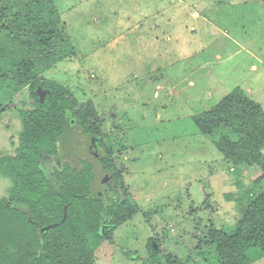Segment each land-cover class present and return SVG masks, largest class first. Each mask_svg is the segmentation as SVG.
I'll return each instance as SVG.
<instances>
[{
	"label": "rangeland",
	"instance_id": "obj_1",
	"mask_svg": "<svg viewBox=\"0 0 264 264\" xmlns=\"http://www.w3.org/2000/svg\"><path fill=\"white\" fill-rule=\"evenodd\" d=\"M11 56L34 59L39 75L105 118L99 139L73 122L59 154L40 162L50 178L64 163H91L95 187L114 196L100 163L112 152L120 196L139 210L103 240L94 264H146L152 240L163 264H219L211 234L264 192L263 170L234 166L194 116L236 87L264 107V0H0V158L15 155L20 111L35 109ZM13 185L0 171V202ZM249 255L264 264L260 248Z\"/></svg>",
	"mask_w": 264,
	"mask_h": 264
},
{
	"label": "trees",
	"instance_id": "obj_2",
	"mask_svg": "<svg viewBox=\"0 0 264 264\" xmlns=\"http://www.w3.org/2000/svg\"><path fill=\"white\" fill-rule=\"evenodd\" d=\"M50 40L43 35L41 45H49ZM10 63L17 81L29 86L35 109L20 111L24 126L15 155L0 158V171L14 180L10 195L0 202V264H94L103 240L113 241L115 228L139 210L128 197L120 196L124 180L112 152L105 151L100 163L113 176L108 186L117 198L95 187L91 163L81 167L64 163L50 178L40 162L59 154V140L73 122L88 137L99 139L105 118L92 101L80 104L69 87L39 75L34 59L11 56ZM39 87L46 90L43 102ZM194 122L234 166L258 165L264 176L260 101L236 87L215 106L196 114ZM211 238L219 264H250L252 248L264 253V192L249 202L236 224L214 230ZM153 242L148 244L146 264H163Z\"/></svg>",
	"mask_w": 264,
	"mask_h": 264
},
{
	"label": "water",
	"instance_id": "obj_3",
	"mask_svg": "<svg viewBox=\"0 0 264 264\" xmlns=\"http://www.w3.org/2000/svg\"><path fill=\"white\" fill-rule=\"evenodd\" d=\"M38 93L40 95L41 101L43 102L44 98L46 96V90H44L43 88L39 87L38 88ZM153 247H154V250L157 251L158 244L155 241L153 242Z\"/></svg>",
	"mask_w": 264,
	"mask_h": 264
},
{
	"label": "flooded vegetation",
	"instance_id": "obj_4",
	"mask_svg": "<svg viewBox=\"0 0 264 264\" xmlns=\"http://www.w3.org/2000/svg\"><path fill=\"white\" fill-rule=\"evenodd\" d=\"M48 157V156H47ZM51 157H54V156H51ZM56 168V167H55ZM54 171H55V169H54ZM107 172V171H106ZM53 174H54V172H53ZM112 181H113V177H112V179H111ZM110 189H112V188H110ZM113 194H114V192H113ZM114 196H115V194H114ZM114 196H110V197H114ZM116 198H117V196H115Z\"/></svg>",
	"mask_w": 264,
	"mask_h": 264
},
{
	"label": "crops",
	"instance_id": "obj_5",
	"mask_svg": "<svg viewBox=\"0 0 264 264\" xmlns=\"http://www.w3.org/2000/svg\"><path fill=\"white\" fill-rule=\"evenodd\" d=\"M217 103H219V102H217ZM214 106H215V105H214ZM212 107H213V106H212ZM209 109H210V108H209ZM209 109H208V110H209ZM203 112H204V111H203Z\"/></svg>",
	"mask_w": 264,
	"mask_h": 264
}]
</instances>
